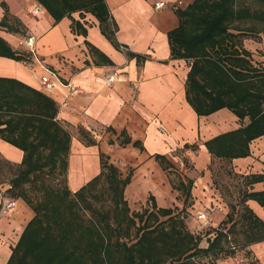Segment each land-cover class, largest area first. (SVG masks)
Segmentation results:
<instances>
[{
    "label": "crops",
    "instance_id": "1",
    "mask_svg": "<svg viewBox=\"0 0 264 264\" xmlns=\"http://www.w3.org/2000/svg\"><path fill=\"white\" fill-rule=\"evenodd\" d=\"M105 2L117 27L116 39L120 49L115 48L102 34L98 20L91 14H73V18L87 29V36H84L72 32V20L69 18L56 23L43 6L41 12L33 15L35 7L40 5L36 0H0V23L5 15L2 3L7 5L10 16L8 27L0 25V37L22 55L27 54L24 39L29 35L36 36L40 61L37 62L30 55L28 61L0 57V79L13 81L2 85L3 88L12 89L4 94V99L9 102L13 100L15 108H19L16 104L19 101H28L29 104L25 105L28 112L37 111L38 106H43L48 113L49 105L51 113V105L46 98L56 104L58 111L53 121L71 135L66 176L72 193L79 191L87 181L101 173L100 154L103 153L109 157V163L121 171L124 172L126 167L131 168V179L143 174L148 186H156L164 195L174 192V206H185V196L182 202H177L184 188H174L169 180L166 183V170L156 159L157 155H162L173 163L172 154L183 148L184 155L190 157L195 166L193 174L188 175L189 179H181L185 185L192 181L191 212L194 218L186 219L187 227L194 234L195 231L200 234L205 229H217L233 206L230 208L228 190L222 192L215 185L210 171L213 160L222 164L227 162L228 171L242 178L241 199L246 192H264V182L249 183L244 179L264 176V137L251 142L249 156L231 162L213 158L205 146V142L239 129L241 123L228 109H221L209 116H198L186 99L189 63L171 59L168 33L179 26L175 8L185 9L192 0ZM160 2L165 3V6L157 8L156 4ZM244 48L252 53L253 58L264 62V37L260 41L246 40ZM128 53L149 58L139 68L137 61L129 58ZM44 66L55 72L63 85L59 84L52 91L44 90L39 81L45 74ZM69 83L79 87L82 93L68 96L69 88L66 85ZM3 115L2 120H9V114ZM26 115L28 119L32 117L31 113ZM43 119L51 121L47 116ZM26 126L32 127L30 122ZM26 126L22 121L13 127ZM98 126L103 127L105 132L107 127H111L117 135L112 139H109V135L103 140L97 139ZM80 127L91 132L98 145L85 146L80 138ZM124 130L133 142L140 141L143 144V151L132 144L119 145L117 138ZM75 132H78L79 137ZM109 140H113L114 144H110ZM185 145H189V148H185ZM23 159L24 152L0 135V210L7 201L16 203L11 211L0 213V264L8 263L13 248L35 217L27 201L13 197L10 191L11 180L16 178ZM9 166L14 169L10 174L6 173ZM151 193L149 191L148 195H153ZM153 196L159 208H162L160 200ZM245 205L264 222V206L253 199L247 200ZM174 206L171 204L168 208L173 209ZM242 208L236 206V211ZM198 212L205 213L207 219L199 220ZM207 237L213 238V231ZM208 239L204 240L207 244L204 248L208 246ZM247 250L257 264H264V241L251 243ZM238 263L248 264L244 250H237L234 255L225 256L215 264Z\"/></svg>",
    "mask_w": 264,
    "mask_h": 264
},
{
    "label": "trees",
    "instance_id": "2",
    "mask_svg": "<svg viewBox=\"0 0 264 264\" xmlns=\"http://www.w3.org/2000/svg\"><path fill=\"white\" fill-rule=\"evenodd\" d=\"M36 1L56 23L64 18L71 19L72 32L84 36H87V29L73 18V14H91L98 20L102 34L120 49L116 39L117 27L105 0ZM256 1L259 8H238L237 0H192L185 9L175 8L179 26L168 33L171 59L189 63L186 99L197 115L209 116L228 109L241 123L239 129L205 142L213 158L228 162L249 156L251 142L264 137V62L253 63L252 53L244 48L249 34L243 35V30L234 29L236 24L244 21L264 24V0ZM2 6L5 15L0 25L8 27V8L4 3ZM251 34L258 36L260 33ZM259 36L262 38L264 34ZM127 55L137 61L139 68L149 58L135 53ZM0 57L17 61L29 59L28 54H18L1 37ZM12 82L0 79V135L24 152L21 169L11 180L10 191L13 197L27 201L35 217L13 248L7 264H88L86 260L90 261L89 264H215L225 256L234 255L237 250L245 251L248 264H257L247 248L251 243L264 241V222L245 202L253 199L264 206V192H246L241 199L242 210H231L225 221L212 230L214 237L208 239V246L204 248L200 236L189 231L186 217L181 214L183 211L176 213L172 208L157 207L153 195L149 199L155 210L131 214L125 188L133 172L131 170L124 177L103 153L100 154L101 173L76 193L68 187L58 190L44 182L38 184L45 175H66L71 135L53 121L58 110L51 100L46 98L52 110L50 113L48 105L46 113L43 106L28 112L25 105L29 102L26 100L15 101L19 106L15 108L13 100L4 99V94L12 89H4L2 85ZM5 113L10 116L6 122L1 119ZM27 113L32 117L28 119ZM22 121L25 126L30 122L32 127H13ZM4 124L7 127L2 128ZM106 131L117 135L111 127ZM79 134L85 146L98 145L86 129L80 127ZM117 141L119 145L132 144L144 150L143 144L133 142L125 130ZM109 143L114 144V141L109 140ZM156 159L165 170L174 168L165 156L157 155ZM244 179L249 183L264 182L263 175ZM102 181L106 184V198L112 209L100 210L95 205L100 198L94 191ZM37 185L41 196L32 199L28 188ZM191 185L192 181L188 185L181 183L185 206L193 198ZM203 259L209 260L205 262Z\"/></svg>",
    "mask_w": 264,
    "mask_h": 264
},
{
    "label": "rangeland",
    "instance_id": "3",
    "mask_svg": "<svg viewBox=\"0 0 264 264\" xmlns=\"http://www.w3.org/2000/svg\"><path fill=\"white\" fill-rule=\"evenodd\" d=\"M185 6V5H184ZM237 7L238 8H243V7H252V8H259L260 4L256 0H237ZM234 29H241L243 30L246 35L245 40H257L258 41L262 40V38L259 36L261 34H264V24L259 23V22H252V21H244L241 23L236 24L234 26ZM251 33H260L258 36L252 35ZM260 60L258 58H253V63L256 65H259ZM79 137L78 132H75ZM96 135L98 136L97 139L103 140L106 136L109 137V139H112L115 135H111L110 133L105 132V129L101 126H98L96 128ZM109 135V136H108ZM95 146V145H92ZM185 150L183 148L178 149L175 151L173 155V165L174 168L170 170H166V177H167V182H169L173 185L174 188L176 187H181L182 183V178L185 177L186 179H189L188 175H192V171L195 170V166L193 164V161L190 157H186L184 155ZM170 157V156H169ZM13 167L9 166L7 168L8 174H10L13 171ZM131 168L126 167L125 171L123 172L124 177L127 176V174L131 171ZM142 169L140 170L139 173H141ZM210 171L213 174V179L215 181V185H217L222 192H225V190H228L230 193V208L231 210H236V206H240L242 208V205L240 204V199H241V189L243 187L244 182L241 180L242 178L236 175H233L230 171H228V166L220 161H213L211 166H210ZM18 173V171H17ZM93 180V179H92ZM92 180L87 181L86 184L90 183ZM145 175L143 174H137L134 179H131V181L128 183V185L125 188V197L126 200L128 201L131 214H142L145 210L152 211L155 210L152 204V201L149 199L150 195H148L149 191H151L153 195L157 196V198L160 200V205L162 208H168L171 206V204L176 203L174 200L175 195L172 193L170 195L168 192L167 194L164 195L162 191H158L156 186H148L146 183ZM187 181V180H186ZM41 182H44L46 186L52 187V189H66L68 187V181H67V176L63 173L61 174H55V175H45L43 179H40L38 181V184ZM152 184V183H150ZM131 185V187H129ZM161 185V184H160ZM128 191H127V190ZM61 190V191H62ZM106 184L102 181L100 182L96 188H95V193L99 195V200L95 202V205L98 209L100 210H107V209H112V204L108 199L106 198ZM41 193L39 191L38 185L37 186H32L31 188H28V195L32 199H37L41 196ZM183 194V195H182ZM164 195V199H163ZM184 200V193L181 192V194L177 197V202H182ZM157 202V201H156ZM157 207H159L158 203ZM193 205V198L192 200L190 199L189 201L186 202V206H174V210L177 212L183 211L181 214L186 217V219H189V217H193V213L191 212V208ZM187 208V209H186ZM212 231V229H205L203 232L198 234L195 231L196 235H199L200 238L202 239L201 241V246L204 247L207 244L205 243V238L208 239L209 233ZM203 235V237L201 236ZM209 259H203V261L208 262ZM90 262V261H89ZM89 262L86 260V263L89 264Z\"/></svg>",
    "mask_w": 264,
    "mask_h": 264
},
{
    "label": "built area",
    "instance_id": "4",
    "mask_svg": "<svg viewBox=\"0 0 264 264\" xmlns=\"http://www.w3.org/2000/svg\"><path fill=\"white\" fill-rule=\"evenodd\" d=\"M164 6H165V3H163V2L156 4L157 8H161ZM42 9H43V7L41 5L36 6L32 12L33 15H36L39 12H41ZM37 42H38V39L36 36L29 35L24 39L23 44L26 48L27 54L30 55L32 58H34L37 62H40L39 56L37 54ZM44 69H45V74L42 75L39 79L40 85L44 90L52 91V90H55L59 84L63 85V83L61 82V80L59 79L58 75L55 72L50 71L45 66H44ZM111 80H112V78H111ZM66 87L69 88L68 96H77V95L82 93V90L79 87L73 85L72 83H69L68 85H66ZM15 205H16L15 201H7V203H5L3 205L0 213H7V212L11 211L15 207ZM197 218L199 220L205 221L207 219V216L205 213L198 212ZM238 264H241V263H238Z\"/></svg>",
    "mask_w": 264,
    "mask_h": 264
}]
</instances>
